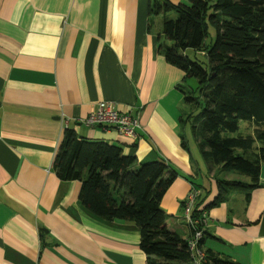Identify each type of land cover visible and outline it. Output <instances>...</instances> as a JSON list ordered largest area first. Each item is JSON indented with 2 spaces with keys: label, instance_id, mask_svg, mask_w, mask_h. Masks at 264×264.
Instances as JSON below:
<instances>
[{
  "label": "crops",
  "instance_id": "0c3cea01",
  "mask_svg": "<svg viewBox=\"0 0 264 264\" xmlns=\"http://www.w3.org/2000/svg\"><path fill=\"white\" fill-rule=\"evenodd\" d=\"M153 1L0 0V264H149L134 221L94 215L81 203L82 182L57 174L67 128L121 147L136 166L165 161L177 172L161 201L168 229L192 235L183 207L199 189V208L209 217L203 250L264 264V162L252 188L250 176L238 172L218 178L222 166L201 149L197 112L179 88L191 87L188 79L159 50L171 41L165 15H150ZM102 103L138 115L137 136L81 121ZM249 122L248 133L227 134L255 136L258 124ZM261 147L256 140L254 160ZM230 180L248 188H226L214 204Z\"/></svg>",
  "mask_w": 264,
  "mask_h": 264
},
{
  "label": "trees",
  "instance_id": "16d2710c",
  "mask_svg": "<svg viewBox=\"0 0 264 264\" xmlns=\"http://www.w3.org/2000/svg\"><path fill=\"white\" fill-rule=\"evenodd\" d=\"M162 13L164 34L171 43H160L159 50L169 63L183 70L185 80L197 79L196 86L179 88L197 112L194 128L201 133V149L223 170L250 176L254 187L260 160L264 162V0H186L178 4L154 0L150 15ZM211 27L216 35L208 43ZM189 49L203 58H191ZM242 120L258 124L255 136L227 134L237 132ZM256 140L262 147L259 159L254 160L249 154ZM136 161L117 145L80 138L67 128L54 168L62 179L82 182L80 200L91 213L137 224L149 264H193L187 239L168 229L161 206L177 172L162 160L139 166ZM224 184L248 188L241 180L224 181L214 204L224 199ZM200 198L194 209L197 216L202 213ZM206 228L199 241L202 249ZM205 254L204 264H240L218 258L210 249Z\"/></svg>",
  "mask_w": 264,
  "mask_h": 264
},
{
  "label": "built area",
  "instance_id": "2783aa9c",
  "mask_svg": "<svg viewBox=\"0 0 264 264\" xmlns=\"http://www.w3.org/2000/svg\"><path fill=\"white\" fill-rule=\"evenodd\" d=\"M81 121L89 126L114 127L118 131L131 136H137V131L141 128V121L138 115L129 112H120L106 103H102L99 109L89 114ZM201 191L193 188L184 201V219L192 229V235L187 239L191 252L193 264H204L206 260L205 251L199 246V241L204 235L208 225V214L203 210L201 215H194L197 200Z\"/></svg>",
  "mask_w": 264,
  "mask_h": 264
},
{
  "label": "rangeland",
  "instance_id": "374dc122",
  "mask_svg": "<svg viewBox=\"0 0 264 264\" xmlns=\"http://www.w3.org/2000/svg\"><path fill=\"white\" fill-rule=\"evenodd\" d=\"M153 17H157V15H153ZM215 35H216V32H215V29L213 27L210 28V37L209 39L207 40L208 43H213L214 40H215ZM189 56L191 58H196L195 55L202 59L203 58V55L199 54V53H195L194 50L192 49H189L188 52ZM188 84L191 86V87H194L197 85V79L196 78H189L188 80ZM250 125V122L249 121H246V120H242L240 122V129L238 131V133H248V130L250 129L249 127ZM187 129V134H188V140H189V144L191 145V135H190V126L188 125L186 127ZM185 129V130H186ZM233 134V133H231ZM237 134V133H236ZM193 152H194V155L198 158V154H199V149L198 147H193ZM203 161V160H202ZM230 172H233V173H230ZM236 171H225V170H222L221 173H219L217 176L218 178L220 179H226L227 177L228 178H231V177H236ZM227 175V176H226ZM237 178V177H236ZM225 187L229 188L230 191L232 192H236L238 190H234V189H230V187H228L226 184H224ZM231 194V193H230Z\"/></svg>",
  "mask_w": 264,
  "mask_h": 264
}]
</instances>
